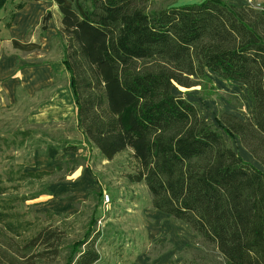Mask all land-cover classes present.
<instances>
[{
	"label": "trees",
	"instance_id": "16d2710c",
	"mask_svg": "<svg viewBox=\"0 0 264 264\" xmlns=\"http://www.w3.org/2000/svg\"><path fill=\"white\" fill-rule=\"evenodd\" d=\"M9 1L0 0V10ZM26 1L16 3L11 18ZM59 11L62 62L86 142L109 160L129 150V181L146 186L154 209L189 225L211 247L207 259L217 251L223 264H264V6L79 0ZM52 17L51 11L43 16L41 32ZM207 70L247 91L249 118L222 113L217 125L173 92L175 84H201ZM224 132L238 137L263 169L244 159ZM6 193L0 264H108L98 247L97 216L83 234L71 235L65 222L34 223L17 210L18 201L39 194L11 195L0 179V195ZM98 194L104 197L102 189Z\"/></svg>",
	"mask_w": 264,
	"mask_h": 264
},
{
	"label": "rangeland",
	"instance_id": "374dc122",
	"mask_svg": "<svg viewBox=\"0 0 264 264\" xmlns=\"http://www.w3.org/2000/svg\"><path fill=\"white\" fill-rule=\"evenodd\" d=\"M68 1L69 6L79 3ZM199 1L202 0H155V6ZM230 1L264 6V0ZM8 4L11 10L6 22L12 20L10 13L15 5ZM54 17L58 30L60 17ZM8 32L0 33L1 50L19 52L25 64L52 60L56 66L54 84L33 94L20 86L14 95H9L0 87V179L11 195L39 194L25 202L18 201L17 210L34 223L65 222L70 234L76 236L86 231L92 216H97L101 232L98 247L108 264H223L217 251L207 259L211 247L189 225L152 207L144 184L129 181L127 174L134 168L129 150L109 160L86 142L76 127L75 97L70 74L62 65L59 35L52 36L51 51L41 53L36 49L42 44L34 30L31 42L36 44V50L24 53L18 48L23 41L18 45ZM206 74L208 79L201 84H175L173 92L196 102L217 125L222 113L242 120L251 116V100L239 83L224 80L209 70ZM224 136L244 159L263 169L238 137L230 138L225 132ZM67 145L76 149L67 150ZM39 171L47 172L41 178H21L25 172ZM101 189L103 198L98 194ZM8 196L0 195V200ZM48 210L55 214H46Z\"/></svg>",
	"mask_w": 264,
	"mask_h": 264
},
{
	"label": "crops",
	"instance_id": "0c3cea01",
	"mask_svg": "<svg viewBox=\"0 0 264 264\" xmlns=\"http://www.w3.org/2000/svg\"><path fill=\"white\" fill-rule=\"evenodd\" d=\"M15 1L17 0L9 1L8 3L13 2L16 5L22 0ZM65 1L66 3H63L64 1L62 0H27L23 7L15 10L12 20L6 22V16L11 10L8 6L9 4H7L4 9L0 10V33H3V30H9L12 37L11 40H15L18 45H22L20 40L23 41L22 46L18 47L17 45L16 47L20 48L24 53H30L34 51L36 46L34 42H31V39L34 41V36L31 34L36 30L35 37L42 44L40 48L36 49H39L41 53L51 51V40L54 38L52 36L58 34L59 30V26L57 30L54 16L57 15L58 18L61 16L59 5L69 6L70 2L68 0ZM48 11L53 13V17L49 20L46 31L41 32L42 18ZM29 36H31L30 39ZM1 47L2 39H0V87L6 93L14 95L15 91L22 86L30 94H33V92L54 84L53 74L56 66L52 60L38 64H25L26 62L22 60L19 52L6 53L1 50ZM62 65L64 66L63 62ZM64 69L66 70L65 66Z\"/></svg>",
	"mask_w": 264,
	"mask_h": 264
}]
</instances>
